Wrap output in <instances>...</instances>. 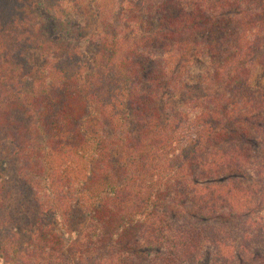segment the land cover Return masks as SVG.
Returning <instances> with one entry per match:
<instances>
[{"label":"trees","instance_id":"16d2710c","mask_svg":"<svg viewBox=\"0 0 264 264\" xmlns=\"http://www.w3.org/2000/svg\"><path fill=\"white\" fill-rule=\"evenodd\" d=\"M257 70L264 0H0V264H264Z\"/></svg>","mask_w":264,"mask_h":264},{"label":"rangeland","instance_id":"374dc122","mask_svg":"<svg viewBox=\"0 0 264 264\" xmlns=\"http://www.w3.org/2000/svg\"><path fill=\"white\" fill-rule=\"evenodd\" d=\"M42 55H40V53H34L33 55H31V63L35 64V65H40L42 63V58L40 57ZM253 84L259 88L262 89L264 91V72L263 71H256V73L253 76ZM23 235L21 237V239H23ZM24 241V240H21Z\"/></svg>","mask_w":264,"mask_h":264}]
</instances>
